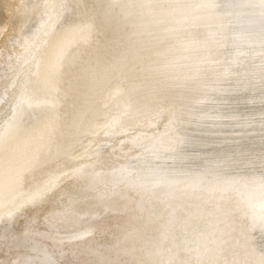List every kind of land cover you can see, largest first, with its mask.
<instances>
[{
    "label": "bare ground",
    "instance_id": "1",
    "mask_svg": "<svg viewBox=\"0 0 264 264\" xmlns=\"http://www.w3.org/2000/svg\"><path fill=\"white\" fill-rule=\"evenodd\" d=\"M18 3L34 24L0 50V223L30 214L10 264H264V124L214 123L264 107L235 76L238 55L264 64V0ZM164 108L133 158L89 167L91 143Z\"/></svg>",
    "mask_w": 264,
    "mask_h": 264
},
{
    "label": "rangeland",
    "instance_id": "2",
    "mask_svg": "<svg viewBox=\"0 0 264 264\" xmlns=\"http://www.w3.org/2000/svg\"><path fill=\"white\" fill-rule=\"evenodd\" d=\"M17 4H19L18 0H0V24L3 25L0 33V50H4L5 48L6 50H8L11 40L13 42L18 33L24 35V33L28 31L34 24V20H32L27 24L26 27L21 28V30L19 29L21 23H19V21H17V18L15 17ZM240 50L241 49L238 48L237 52H240ZM255 54L256 53L254 52L252 56L244 58H242L241 55H238L239 61L237 62V68L239 71L236 72L235 75L237 78L236 82L238 81L239 83H241L244 91L250 96L259 94L260 92L264 91V64L261 61L256 64V59H253V56H255ZM230 57H225L224 59L228 60L230 59ZM197 67L198 66H193L192 69H195ZM224 83L225 82L223 81V83L221 84V90H223ZM226 84H231L230 80H227ZM261 94L260 96L255 95L252 101L247 104L246 107L249 110H252L251 114H247V112L243 113L242 117L239 118L238 116H236V119L234 120H229L224 116L223 118H215V125H225V123L228 121L233 122L232 125L234 124V126L236 127H249L260 123L264 124V116H262L264 107L260 106L259 101V97H261ZM171 101L173 100L171 99ZM227 105L228 104L225 103L224 105L220 106L225 111L223 107H226ZM241 111L243 110L241 109ZM170 115L171 110L168 108H164L157 114V116L153 118V123L146 125L144 127L145 131H142L139 134H136L135 131L141 128V126L139 124H130L124 127V131L122 130L121 133L113 136L108 143H103L101 148H94V146L98 145H95V142L91 143L90 145L92 147L90 150V156H92V158L89 157L87 163L92 162V160H100V158H102V160H100V166H98V162H94V166L89 167L93 169H102V166H106L107 169L112 166H116V164H121L127 159L133 158L136 152L140 151V146H143L147 141H154L160 134L166 131L164 130V128H167L166 120L170 118ZM132 134H136V136H132ZM140 138H142V140H140ZM136 140H140V142H136ZM136 144H138V148H136ZM96 150H100V152L96 154ZM104 160H106V162H104ZM255 170L258 169H254V172ZM246 173L247 171H245V174ZM45 209L46 208L44 207L37 212V228L45 227L43 223ZM15 214L16 218H18L17 221H8L7 218L0 223V262L1 260H3V258H5L2 264H10V262L12 261L13 256L15 255V249L10 247L8 248V252L6 253L5 244L8 240L14 237L15 234L17 235L18 232H20V230L22 229V222H24L25 218L30 214V210H28V208L26 207H23L22 210L17 211ZM119 218L121 217L117 216L115 219H107L105 217L104 221L118 220L119 222H122L123 219ZM93 236L99 239L102 238L99 234H94Z\"/></svg>",
    "mask_w": 264,
    "mask_h": 264
}]
</instances>
